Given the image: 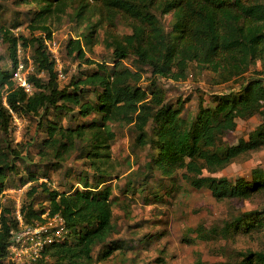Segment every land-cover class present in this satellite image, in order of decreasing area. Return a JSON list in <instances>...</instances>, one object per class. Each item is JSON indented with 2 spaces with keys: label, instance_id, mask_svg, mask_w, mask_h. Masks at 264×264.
<instances>
[{
  "label": "trees",
  "instance_id": "1",
  "mask_svg": "<svg viewBox=\"0 0 264 264\" xmlns=\"http://www.w3.org/2000/svg\"><path fill=\"white\" fill-rule=\"evenodd\" d=\"M39 1L41 8L28 28L45 38L16 37L0 19V39L8 44L13 70L19 61L17 45L27 48L30 43L36 69V73L27 76L31 93L16 84L12 70L0 69V131L10 133L14 122L10 110L21 116L50 107L70 111L73 106L77 116L86 119L97 113L100 120H83L70 126L56 120L45 123L39 159L63 161L80 147L81 151L86 150L80 157L85 159L92 177L90 180L87 173L80 175L81 188L69 191L51 189L47 182H38L35 174L20 178V185L29 184L19 206L23 222L36 225L45 221L43 215H58L66 229L63 240L44 246L40 256L29 264H101L113 258L115 251H123L122 240L109 239L117 228L110 185L116 177L110 158L113 124L129 126L135 134L133 145L150 149L145 162L149 174L139 178L135 186L138 190L151 187L149 179L155 173L159 178L173 179L179 170L192 187L208 189L216 200L248 199L254 192L264 190L260 170L252 171L249 181L239 178L233 184L225 177L211 175L239 156L264 148V0H91L99 6H93L92 11L101 22L106 21L103 43L111 49L113 65L108 69L105 63L86 56V48L93 47L98 39L97 25L86 24L88 33L68 40L66 54L95 65L97 70L72 80L71 90L59 88L55 59L43 44L44 39L51 38L48 19L55 12L63 13L66 1ZM88 6V2L78 6L74 13L76 22L84 21ZM156 10L162 15L172 14L171 30L164 29ZM117 17L128 22L130 34L116 33ZM128 58L149 70L147 86L141 85L144 78L139 70L124 64ZM191 64L198 70L217 73L221 82L239 78L245 81L240 93L219 96L213 107L200 100L195 119L188 124L181 117L183 100L164 102L165 93L157 81H184ZM256 64L259 68L251 71ZM249 72L251 76L245 79ZM37 73L46 74L48 80L43 81ZM86 88L94 91V99L81 101ZM254 115L260 117V122L247 139L239 138L234 145L222 144V137L236 128L237 118ZM18 156L14 148H0V196L8 189L7 175L14 170ZM204 171L209 175L200 182L196 176ZM40 195L48 199L45 208L36 206ZM14 211L15 207H5L0 202V264H14L7 260L11 231L18 227ZM250 215L264 227V209L246 212L243 217ZM232 222L226 224L227 230ZM96 247L99 248L93 256ZM243 264H264V253H244Z\"/></svg>",
  "mask_w": 264,
  "mask_h": 264
},
{
  "label": "rangeland",
  "instance_id": "2",
  "mask_svg": "<svg viewBox=\"0 0 264 264\" xmlns=\"http://www.w3.org/2000/svg\"><path fill=\"white\" fill-rule=\"evenodd\" d=\"M66 8L63 13L55 12L48 19L51 38L44 39L47 51L55 49V70L59 88L72 87L69 83L89 72L97 70L95 65L86 64L82 59L66 54V43L78 34L88 33L86 24L97 25V42L90 49L86 48V56L96 62L105 63L108 69L113 65L111 49L104 46L103 26L93 6H99L91 0H65ZM88 2L85 9V19L76 22L75 10L81 3ZM41 8L39 0H2L0 1V19L10 32L18 37L24 36L45 38L39 31L31 33L28 25ZM96 13V14H95ZM156 17L166 31L171 30L172 14L162 15L154 11ZM103 24H101V23ZM116 33L130 34L131 27L120 17L115 20ZM50 45V48L48 47ZM33 44L27 48L17 45V59L23 63L26 76L36 73L33 63ZM18 61V62H19ZM124 64L142 73V86L149 84L150 72L146 67H138L132 58ZM259 68V64L252 70ZM0 69L13 70L6 42L0 39ZM28 73V75H27ZM252 72L245 75V79ZM43 81L46 74L37 73ZM13 79H17L13 76ZM245 81L227 80L221 82L217 73L208 70H198L194 64L189 66L188 77L184 81L173 82L159 79L157 82L164 90V102L174 103L183 100L181 117L184 123L190 124L195 119L197 107L202 100L205 106L213 107L219 96L238 94L241 83ZM18 85V84H17ZM94 99V91L84 89L81 101ZM4 103V97H2ZM5 104V103H4ZM71 110L50 107L48 110L39 109L37 114H14V121L7 133L0 131V148H14L19 152L15 160V168L9 172L6 179L8 188L1 196L2 206L15 207L25 200L28 183L20 185V178L35 174L38 182L45 181L51 189L69 191L81 188L79 176L91 171L87 168L85 159L81 158L86 150L75 149L63 161H55L48 157L40 160L38 151L41 140L45 137L44 128L47 120H56L64 126L75 125L83 120L98 121L100 115L93 113L86 119L76 114V108ZM260 122V117L254 115L248 119H236V128L222 137V144L234 145L239 138L247 139L248 133ZM41 124V126H39ZM135 134L129 126L112 125L110 141V158L115 168V176L110 181L112 187V210L116 231L109 239L123 242V251H115L113 258L101 264H243V254L247 252L264 253V227L254 222V215L243 217V214L264 209V190L254 192L248 199L216 200L206 188H194L182 177L179 170L173 179L159 178L155 175L149 179L151 187L145 186L138 190L135 186L142 174H149L145 162L150 156L148 146L135 147ZM260 170L264 178V148L239 156L223 169L211 174L225 177L230 183L239 178L251 179L252 171ZM209 175L204 171L196 179L203 182V176ZM91 182V181H90ZM37 208H45L48 199L45 195L36 199ZM125 209V211L122 209ZM239 220L232 222L236 217ZM232 225L225 228L226 224ZM249 228L251 229L249 231ZM65 237V234L63 235ZM99 247H96L93 256ZM95 259V257H94ZM97 264V263H95Z\"/></svg>",
  "mask_w": 264,
  "mask_h": 264
},
{
  "label": "built area",
  "instance_id": "3",
  "mask_svg": "<svg viewBox=\"0 0 264 264\" xmlns=\"http://www.w3.org/2000/svg\"><path fill=\"white\" fill-rule=\"evenodd\" d=\"M48 47L50 48L49 44ZM50 51L52 53L51 56L55 58V49L50 48ZM13 76L17 79L18 85L22 86L26 92L31 93L32 87L27 80L26 73L23 72L22 62H18L17 67L13 71ZM10 113L12 118H14L11 110ZM19 206L17 204L14 211V217L18 222V227L11 231L7 248V260L14 264H29L40 256V252L44 246L63 240L66 229L64 227V220L58 215H43L45 217L44 222L36 225L25 224L19 211Z\"/></svg>",
  "mask_w": 264,
  "mask_h": 264
}]
</instances>
